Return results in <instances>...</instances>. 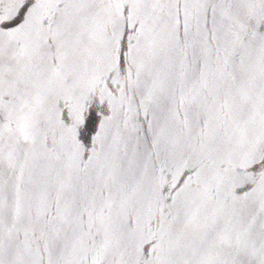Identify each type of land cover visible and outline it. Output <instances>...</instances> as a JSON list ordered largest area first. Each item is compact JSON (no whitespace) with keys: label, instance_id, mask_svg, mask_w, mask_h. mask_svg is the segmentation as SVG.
I'll return each mask as SVG.
<instances>
[{"label":"water","instance_id":"95a60500","mask_svg":"<svg viewBox=\"0 0 264 264\" xmlns=\"http://www.w3.org/2000/svg\"><path fill=\"white\" fill-rule=\"evenodd\" d=\"M0 264H264V0H0Z\"/></svg>","mask_w":264,"mask_h":264}]
</instances>
